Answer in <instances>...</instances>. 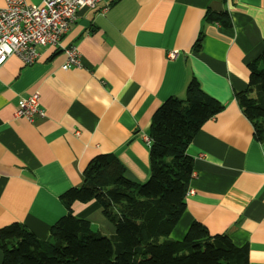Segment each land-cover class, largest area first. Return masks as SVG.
<instances>
[{"label": "crops", "instance_id": "0c3cea01", "mask_svg": "<svg viewBox=\"0 0 264 264\" xmlns=\"http://www.w3.org/2000/svg\"><path fill=\"white\" fill-rule=\"evenodd\" d=\"M208 9L227 11L231 27L205 21ZM61 44L77 48L80 67L62 70V50L42 47L33 65L11 55L0 66V229L20 223L47 240L66 212L59 197L81 186L100 154L146 181L151 116L168 97L183 99L193 77L223 109L187 147L193 193L169 237L181 240L199 222L211 236L247 246L248 264H264V140L254 139L234 98L264 49V0H100L78 12ZM34 92L44 117H14L18 101ZM70 209L93 232L112 236L96 202Z\"/></svg>", "mask_w": 264, "mask_h": 264}, {"label": "trees", "instance_id": "16d2710c", "mask_svg": "<svg viewBox=\"0 0 264 264\" xmlns=\"http://www.w3.org/2000/svg\"><path fill=\"white\" fill-rule=\"evenodd\" d=\"M226 0H222L225 3ZM231 1V0H230ZM204 19L231 27L227 11L208 9ZM202 33L193 48H200ZM248 84L234 98L253 128L264 140V49L248 64ZM223 109L191 77L183 99H165L151 116L148 127L149 176L137 182L127 176L113 154H100L87 164L82 184L65 191L59 200L65 215L38 240L20 223L0 229L1 264H248L247 246L233 245L226 235L211 236L192 222L181 240L169 234L185 209L193 171L187 147L203 123ZM96 202L103 221L112 229L107 237L93 232L87 219L71 213V205Z\"/></svg>", "mask_w": 264, "mask_h": 264}, {"label": "built area", "instance_id": "2783aa9c", "mask_svg": "<svg viewBox=\"0 0 264 264\" xmlns=\"http://www.w3.org/2000/svg\"><path fill=\"white\" fill-rule=\"evenodd\" d=\"M0 8V66L9 56H15L22 65H33L38 48L61 49L64 55L62 70L78 68L80 53L75 46L63 47L62 39L76 21L83 8H95L100 0H41L38 6H30L24 0H3ZM174 57V52L168 54ZM13 116L32 122L43 118L37 92L21 98L13 109ZM193 174H191V178ZM188 190L186 194H192Z\"/></svg>", "mask_w": 264, "mask_h": 264}, {"label": "rangeland", "instance_id": "374dc122", "mask_svg": "<svg viewBox=\"0 0 264 264\" xmlns=\"http://www.w3.org/2000/svg\"><path fill=\"white\" fill-rule=\"evenodd\" d=\"M170 238V237H169ZM171 239V238H170Z\"/></svg>", "mask_w": 264, "mask_h": 264}]
</instances>
